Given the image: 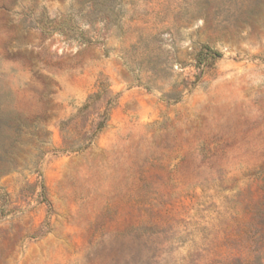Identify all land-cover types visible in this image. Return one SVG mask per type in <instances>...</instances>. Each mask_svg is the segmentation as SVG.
I'll return each mask as SVG.
<instances>
[{"label":"rangeland","instance_id":"obj_1","mask_svg":"<svg viewBox=\"0 0 264 264\" xmlns=\"http://www.w3.org/2000/svg\"><path fill=\"white\" fill-rule=\"evenodd\" d=\"M0 264H264V0H0Z\"/></svg>","mask_w":264,"mask_h":264},{"label":"trees","instance_id":"obj_2","mask_svg":"<svg viewBox=\"0 0 264 264\" xmlns=\"http://www.w3.org/2000/svg\"><path fill=\"white\" fill-rule=\"evenodd\" d=\"M206 50H207V52L205 53L206 56H214L215 58H219V57H220V55H219L218 53L213 52V51H211V50H209V49H206ZM87 106H88V102H87V104L84 106V108H86Z\"/></svg>","mask_w":264,"mask_h":264}]
</instances>
